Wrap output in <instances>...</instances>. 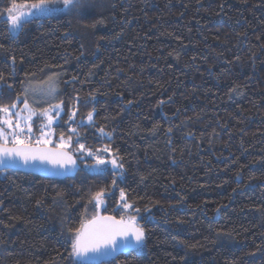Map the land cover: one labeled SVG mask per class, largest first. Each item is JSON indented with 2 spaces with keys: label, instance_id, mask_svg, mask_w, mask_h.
<instances>
[{
  "label": "trees",
  "instance_id": "obj_1",
  "mask_svg": "<svg viewBox=\"0 0 264 264\" xmlns=\"http://www.w3.org/2000/svg\"><path fill=\"white\" fill-rule=\"evenodd\" d=\"M38 3L0 0V105L54 75L79 168L0 170V264H88L71 241L97 211L145 236L94 264H264V0H51L10 33Z\"/></svg>",
  "mask_w": 264,
  "mask_h": 264
},
{
  "label": "snow or ice",
  "instance_id": "obj_2",
  "mask_svg": "<svg viewBox=\"0 0 264 264\" xmlns=\"http://www.w3.org/2000/svg\"><path fill=\"white\" fill-rule=\"evenodd\" d=\"M51 0H40V3L33 4L32 7L44 13L48 11L47 4ZM64 8H78L80 6V0H63ZM56 11H63V9H55ZM9 13L12 9H8ZM8 21L12 28L22 27L24 21L22 16L9 15ZM47 87L37 90L31 86L25 89L24 95L21 98L17 97V101L13 102L10 106L0 105V123L7 125L9 129H13L12 132V147L7 146V137L3 134V129L0 128V163H5V157H19L27 164L30 160H47L52 163L61 164L71 163L75 161L72 159L64 149L67 147V142L64 137L61 136V142L57 145L55 150L47 148H35L33 149L30 143H26L25 140L20 138V135L27 129L28 133L32 132V121L34 118L39 117L46 119L48 124H52L54 115L58 116L63 106V101L52 103L56 99V88L49 77V80L45 82ZM29 94H32L34 99L33 103L29 102ZM38 97V98H37ZM19 104L23 107L20 111L13 112ZM43 104H47L48 107H42ZM76 116V112L73 111L69 114V119L72 120ZM12 117H16L15 123ZM87 120L93 121V113L88 112ZM23 122V126H22ZM75 132V129H72ZM103 132V129L100 130ZM69 141L71 137L68 138ZM51 141L49 139H43L42 137L36 141L37 144L47 145ZM81 150H84V145L79 146ZM103 151L107 152L105 148ZM88 155H93L92 152H88ZM9 166H14L15 159L7 160ZM106 161L97 156L96 164L103 165ZM113 167L122 168V164H117L115 159L109 161ZM97 173L103 171V169L97 168ZM115 183V180L113 181ZM101 193H97L94 199L97 200V207H99ZM121 199H124V192L121 191ZM124 208H131L132 205L124 203ZM144 229L136 224V218L130 217L125 220L123 216L119 220L112 216H94L87 224H82L81 228L76 232L74 238L71 241V254L75 257L84 258L88 261V264H94L98 255H111L119 250L128 248H137L144 241ZM118 238H121L118 240ZM134 241V242H133ZM91 254V255H89Z\"/></svg>",
  "mask_w": 264,
  "mask_h": 264
},
{
  "label": "water",
  "instance_id": "obj_3",
  "mask_svg": "<svg viewBox=\"0 0 264 264\" xmlns=\"http://www.w3.org/2000/svg\"><path fill=\"white\" fill-rule=\"evenodd\" d=\"M30 145L33 149H35V148H47V149L55 150L57 148V146H54V145H42V144H30ZM7 146L12 147V144H7ZM64 151H66L69 155H71L72 159L75 161L74 164L64 163L63 165H61V164L52 163V162L47 161V160L42 161V160H38V159L37 160H30L27 164H25L23 162V160L20 159L19 157H5L3 159H5L6 162L0 163V170L12 168V169L25 171L28 173L40 174V175L45 176V177L58 178V179L68 177V176H72L78 170L79 164H78L76 158L73 156L72 153H70L66 149H64ZM10 159H15L14 166L8 165L7 160H10ZM97 215L114 217L113 215H110V214H106V213L102 214L99 211H97L94 216H97ZM93 217L86 220L83 224H87ZM114 218L119 220L116 217H114ZM80 228H81V226H80ZM119 239H121V238H118V240ZM128 249H131V248H128ZM128 249L119 250L116 253L111 254V255H106V256L105 255H98L95 261L106 260V259L113 257V256L117 255L118 253L124 252ZM89 255H91V254H89ZM74 258L77 260L88 262L84 258H79V257H75V256H74Z\"/></svg>",
  "mask_w": 264,
  "mask_h": 264
},
{
  "label": "rangeland",
  "instance_id": "obj_4",
  "mask_svg": "<svg viewBox=\"0 0 264 264\" xmlns=\"http://www.w3.org/2000/svg\"><path fill=\"white\" fill-rule=\"evenodd\" d=\"M11 9H12L11 13H9V11H7V13H5L7 17H9V15H18V16H22V19H24L25 17H28L29 15L33 14L34 12H37V10H38L36 8H33L32 5H30V4H20L18 6L12 7ZM9 26H10V33L14 34L17 28H12L10 22H9ZM49 77L52 78V81H53L55 88H56L54 75H52V76L49 75L46 77L45 80H43L41 82L33 83L30 86L32 88H36L37 90H40L42 88H46L47 85L45 82L49 80ZM30 86H28V87H30ZM33 99H34L33 95L29 94V102L30 103H33ZM52 103H53V101H52ZM22 107H23V105L19 104L18 107L16 109H13L12 111L13 112L20 111ZM42 107H48V105L43 104ZM2 115L3 114H0V116H2ZM12 119H13V122L15 123L16 117H12ZM56 119H57V116L54 115V119H53L52 124L56 121ZM35 124H37V127L39 129V133L36 136V139L30 140V137H32L33 132L28 133L27 129H25V132L20 135V138L25 140L26 143H28L27 141L30 140V141H33L34 144H37L36 141L42 137L43 139H49L51 141L47 145H52L54 142H53V138H52L53 136H52L51 124L49 125L46 119L39 118V117H36L33 119L32 125H35ZM22 126H23V122H22ZM0 128L3 129V134L7 137L8 143L12 142L13 129H9L7 127V125H4L2 123H0ZM57 145H59V144H57ZM114 158H115L114 156H110L108 159L111 161Z\"/></svg>",
  "mask_w": 264,
  "mask_h": 264
}]
</instances>
